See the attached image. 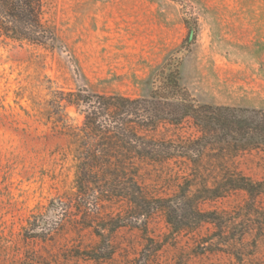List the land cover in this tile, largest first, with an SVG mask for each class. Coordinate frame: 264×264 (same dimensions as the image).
Here are the masks:
<instances>
[{
    "label": "rangeland",
    "instance_id": "1",
    "mask_svg": "<svg viewBox=\"0 0 264 264\" xmlns=\"http://www.w3.org/2000/svg\"><path fill=\"white\" fill-rule=\"evenodd\" d=\"M44 1L52 49L0 37V264H264V201L242 208L240 192L199 203L203 212L225 213L236 224L220 239L209 224L171 233L156 213L146 223L153 243L144 242L139 229L120 228L112 236L117 252H69L94 241L88 232L74 233L69 222L52 241H23L29 221L41 216L51 223V201L76 191L73 146L52 123L56 92L146 98L171 60L198 104L264 110V0ZM185 22L194 30L190 38ZM67 112L80 123L73 108ZM156 134L171 140L198 135L190 120ZM210 164L204 169L213 171ZM234 165L264 182V151L241 153ZM184 169L178 161L144 165L138 182L151 197L171 198L185 185ZM216 242L234 249L210 247Z\"/></svg>",
    "mask_w": 264,
    "mask_h": 264
},
{
    "label": "trees",
    "instance_id": "2",
    "mask_svg": "<svg viewBox=\"0 0 264 264\" xmlns=\"http://www.w3.org/2000/svg\"><path fill=\"white\" fill-rule=\"evenodd\" d=\"M44 8V0H0V37L52 49L55 33L43 21ZM185 25L190 38L194 30ZM171 62L161 66L146 98L87 94L80 89L56 92L53 103L58 112L52 123L73 146L76 191L70 198L51 201V223L41 216L29 221L23 241H52L69 222L74 233L88 232L94 239L85 250L72 247L69 252H117L112 236L120 228L139 229L144 242L153 243L146 223L156 213L163 215L171 233H193L209 224L220 239L228 225L236 224L227 222L225 213L203 212L200 202L238 192L246 196L242 208L264 201V182L253 181L234 165L241 153L264 151V110L198 104L181 87ZM71 108L82 118L80 123L69 118ZM186 120L196 128V137L171 140L156 134L161 126L177 127ZM171 161L184 163L185 185L171 198L147 195L138 182L141 167ZM207 161L213 171L204 169ZM120 204L121 209L113 207ZM223 243L210 247L225 245L221 251L230 254L234 245ZM143 247L142 252L150 249Z\"/></svg>",
    "mask_w": 264,
    "mask_h": 264
}]
</instances>
